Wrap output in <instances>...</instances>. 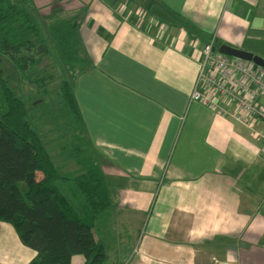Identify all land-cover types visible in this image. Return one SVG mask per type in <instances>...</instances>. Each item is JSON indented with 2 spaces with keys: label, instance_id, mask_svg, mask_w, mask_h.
<instances>
[{
  "label": "crops",
  "instance_id": "1",
  "mask_svg": "<svg viewBox=\"0 0 264 264\" xmlns=\"http://www.w3.org/2000/svg\"><path fill=\"white\" fill-rule=\"evenodd\" d=\"M34 3L84 17L93 68L78 83L98 87L84 89L86 106L74 90L112 196L101 241L117 236L119 263L264 264V122H238L236 105L213 91L221 113L191 100L214 36L217 48L264 59V0H157L164 20L142 8L121 17L115 0ZM36 256L0 222V264Z\"/></svg>",
  "mask_w": 264,
  "mask_h": 264
},
{
  "label": "trees",
  "instance_id": "2",
  "mask_svg": "<svg viewBox=\"0 0 264 264\" xmlns=\"http://www.w3.org/2000/svg\"><path fill=\"white\" fill-rule=\"evenodd\" d=\"M28 0H0V66L2 57L23 74L41 64L42 53L55 56L63 79L58 94L71 113L79 141L72 149L78 165L64 171L54 161L40 133L30 120L29 103L2 78L0 107V222L15 229L22 243L37 252L30 264H72L82 256L84 264L108 261L104 243L95 236L112 207V196L97 150L85 137L72 81L93 66L87 56L79 25L81 11L52 12L41 25ZM42 173V179L37 174Z\"/></svg>",
  "mask_w": 264,
  "mask_h": 264
},
{
  "label": "rangeland",
  "instance_id": "3",
  "mask_svg": "<svg viewBox=\"0 0 264 264\" xmlns=\"http://www.w3.org/2000/svg\"><path fill=\"white\" fill-rule=\"evenodd\" d=\"M28 1L36 16H39L41 25H45L44 19L49 16V14L57 11L56 9L49 11L47 8H40V5L34 3V0ZM150 1L152 3L147 0H115V2H120V8H117L116 11L118 12L122 9L119 11L120 14L122 13V17L124 13L128 12L129 15L131 12L135 11V9L142 8L153 17L164 20L165 13H160L152 6L154 5L153 3H157V0ZM124 6L125 8H123ZM128 18H130V16L125 18V21L130 23ZM260 44L264 47V42H260ZM39 55L42 57L41 64L36 67V70L30 75L20 73L7 58L2 57L0 66L2 78L20 98L29 103L32 126L42 136L56 164L63 168L64 171L75 172L79 170V167L71 156L72 149L78 146L79 141H74V145L72 146L73 134L77 137L78 135L71 122V113L58 94V89L63 79L62 71L54 54H43L42 50H39ZM260 70L264 71L263 68H260ZM78 77L79 76L75 78L69 77V79L72 81L74 89H76L77 98L83 99L85 98L84 89L98 87L97 78H81L78 83V79L80 78ZM81 103L83 106H86L87 99H83ZM1 106L2 90L0 87V107ZM85 137L87 138L86 134ZM98 157L100 158V156ZM40 178L42 179V173L37 174L36 180L38 181ZM114 197L113 194V199ZM107 227L109 226L107 225ZM94 232L97 239L101 240V220ZM104 243L106 244L108 261L121 264L119 263L120 259L118 255L122 252V244L117 239V236H113L112 239L111 236L106 235Z\"/></svg>",
  "mask_w": 264,
  "mask_h": 264
},
{
  "label": "built area",
  "instance_id": "4",
  "mask_svg": "<svg viewBox=\"0 0 264 264\" xmlns=\"http://www.w3.org/2000/svg\"><path fill=\"white\" fill-rule=\"evenodd\" d=\"M200 67L191 95L192 101L204 102L212 110L221 113L223 110L206 93L213 91L236 105L238 112L234 118L238 122L248 127L253 125V119L264 122V107L258 106V101L264 99V71L259 66L225 56L217 48L214 36L202 51ZM261 155L264 157V146Z\"/></svg>",
  "mask_w": 264,
  "mask_h": 264
},
{
  "label": "water",
  "instance_id": "5",
  "mask_svg": "<svg viewBox=\"0 0 264 264\" xmlns=\"http://www.w3.org/2000/svg\"><path fill=\"white\" fill-rule=\"evenodd\" d=\"M219 51L225 56L234 57L236 59L245 60L248 62H253L260 68L264 69V59L261 57L255 56L252 53L242 51L239 49H234L230 46L224 45L219 48Z\"/></svg>",
  "mask_w": 264,
  "mask_h": 264
}]
</instances>
